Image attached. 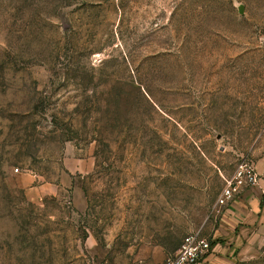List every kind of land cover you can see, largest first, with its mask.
I'll return each instance as SVG.
<instances>
[{"label": "rangeland", "instance_id": "obj_1", "mask_svg": "<svg viewBox=\"0 0 264 264\" xmlns=\"http://www.w3.org/2000/svg\"><path fill=\"white\" fill-rule=\"evenodd\" d=\"M263 165L264 0H0V264H264Z\"/></svg>", "mask_w": 264, "mask_h": 264}, {"label": "crops", "instance_id": "obj_2", "mask_svg": "<svg viewBox=\"0 0 264 264\" xmlns=\"http://www.w3.org/2000/svg\"><path fill=\"white\" fill-rule=\"evenodd\" d=\"M260 172L264 177V165L260 169ZM263 194L264 178H260V181L250 186L241 198L229 202L225 208L224 215L233 224L231 226V233H229V237L234 240L232 248L236 245L237 240L246 235L249 230L254 229V222L257 219H261L264 204H262L260 198ZM225 252H228V246L215 242L211 244V249L200 264H219L218 262H222V254Z\"/></svg>", "mask_w": 264, "mask_h": 264}, {"label": "built area", "instance_id": "obj_3", "mask_svg": "<svg viewBox=\"0 0 264 264\" xmlns=\"http://www.w3.org/2000/svg\"><path fill=\"white\" fill-rule=\"evenodd\" d=\"M246 175L247 180L254 177L250 170L244 165L239 164L235 170V178ZM239 180H229L220 189L216 198V203L223 204L229 200L238 188ZM211 246L208 239L198 232H188L180 240L171 256L166 257L164 264H200Z\"/></svg>", "mask_w": 264, "mask_h": 264}]
</instances>
